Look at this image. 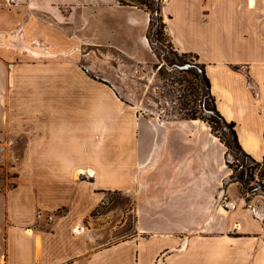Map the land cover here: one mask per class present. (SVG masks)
I'll return each mask as SVG.
<instances>
[{
    "label": "crops",
    "instance_id": "1",
    "mask_svg": "<svg viewBox=\"0 0 264 264\" xmlns=\"http://www.w3.org/2000/svg\"><path fill=\"white\" fill-rule=\"evenodd\" d=\"M236 3L163 0L161 13L174 50L197 58L216 111L234 124L240 148L261 162L264 45L237 30L243 18ZM6 11L0 4V30ZM9 12L28 45L49 47H24L36 60L9 63L7 78L1 68L0 165L14 171L15 185L0 191V264H264V198L237 195L218 137L199 119L143 116L115 95L88 93L85 66L72 62L86 57L81 34L91 32L93 50L111 46L132 72L149 68L155 56L144 8L118 0H25ZM107 26L117 43L105 42ZM59 56L69 61L56 62ZM97 100L113 101L117 112L102 105L91 111ZM115 191L133 200V223L121 239L116 231L124 223L92 217ZM224 198L238 208L222 211ZM38 209L53 213V221L36 220Z\"/></svg>",
    "mask_w": 264,
    "mask_h": 264
},
{
    "label": "rangeland",
    "instance_id": "2",
    "mask_svg": "<svg viewBox=\"0 0 264 264\" xmlns=\"http://www.w3.org/2000/svg\"><path fill=\"white\" fill-rule=\"evenodd\" d=\"M118 1L122 5H134L146 10L145 6L138 5V0ZM142 1L151 4L152 8H159V13H152L154 22L152 27L146 31L152 41L151 50L155 56V63L144 70L132 72L129 67V62L124 57L115 54L113 47L109 46L108 49L103 48L102 51L93 50L96 40L93 38L91 32H84L81 34V41L84 42L82 43V50H84L83 52L86 54V57L82 58L81 61H72L76 62L77 65L85 66V69L82 68V71L86 75V78L83 77L86 79L84 87H86L88 93H96L104 96L115 95L124 106H133L143 116L158 115L169 119H186L194 114L206 119L209 118L211 116V100L209 99L205 83L200 78L203 66L200 65L194 55L174 50L171 39L165 30L167 22L166 16L161 13L163 0ZM236 1V13L238 16L241 14L243 18L241 19V23L239 21L236 22L237 30L241 28L243 31L242 35L247 40H257L264 45V0H252L253 6L251 8L249 7L250 0ZM0 4L7 9V27L4 30H0V52H2L0 53V73H2V65H5L7 73L4 75V78H7L10 71L7 68L9 63H14L20 58H26L25 60L29 59L30 61L36 60V57L27 56L24 47H31L33 50H36L38 47L48 48L49 46L44 44V42H41V44L35 42L32 43V46L28 45V40L22 37L19 26H14V15L9 12L15 6H5L1 0ZM215 13L219 14L217 5L215 6ZM159 19L164 24L163 31L160 30ZM220 25L222 26L223 23L220 22ZM105 31L107 33V40L105 42L109 41V38L113 39L111 41L112 43H117L120 40L119 37L110 35L112 31L111 27L107 26ZM158 32H162L163 34ZM135 43L139 45L137 38L135 39ZM44 56H41L44 58L43 60L50 58L49 54ZM146 57L148 59L151 58L148 53H146ZM54 58H56V62L69 61L66 57L59 56ZM92 83L95 84L93 85ZM45 88V90L48 89L50 91L51 95L55 93L54 85L48 84ZM4 91V88L0 86L1 109L3 110L5 108ZM78 91L80 89L75 88L71 92L78 94ZM52 96L54 97V95ZM103 100L107 101L106 98H103ZM103 100V103L100 100L92 102L90 104L91 111H98L102 105V110L104 111L117 112L114 108L116 104L113 101L107 103ZM71 109L79 110V106L75 104ZM197 121H199L198 124L202 128L206 125L212 134L224 137L232 144L228 128L221 122L209 124L202 120H195V122ZM211 126L214 128L213 130ZM233 150V147L230 151L225 149V161L230 166L228 167L226 165V167L233 176H238L241 171L244 172V183L242 185L238 182H232L238 187L237 195L247 200L255 196L264 198V179L260 176V173L264 172V165H262L264 161L259 162V166H256L249 158ZM247 169L253 175L251 181L248 180L246 175ZM14 178V171L6 164H1L0 191L4 193L12 189L15 185ZM132 202L131 196L128 197L127 194L116 191L109 192L105 195L99 208L92 213V217L104 215V220L99 223L105 224L107 222L108 226L114 224L121 226L124 223L116 231L118 237L121 239L133 223L134 215L128 212L133 205ZM105 215H108V217ZM186 245L187 242H184L182 247ZM188 248L193 249L191 245ZM200 250L196 251V253L199 254Z\"/></svg>",
    "mask_w": 264,
    "mask_h": 264
},
{
    "label": "trees",
    "instance_id": "3",
    "mask_svg": "<svg viewBox=\"0 0 264 264\" xmlns=\"http://www.w3.org/2000/svg\"><path fill=\"white\" fill-rule=\"evenodd\" d=\"M120 2V1H119ZM138 5H142V6H145L146 8V11L149 13V25H148V30L152 27L153 25V18H152V13L153 12H156V13H159V8L158 7H155V8H152L151 7V4H149L148 2H145V1H142V0H138L137 1ZM120 4H122L120 2ZM159 26H160V30L163 31V27H164V24H162L161 20L159 19ZM158 33H162V32H158ZM163 34V33H162ZM146 39L149 43V46L150 48L152 49V41L150 39V37L148 36V34L146 33ZM200 78L201 80L205 83V86H206V89H207V93H208V96H209V99L211 100V108H210V111H211V116L209 118H204L202 116H196V115H191L189 116L188 118L186 119H199V120H202L206 123H216V122H221L224 126H226L228 128V131H229V135L231 137V140H232V144L226 140L224 137H221V136H216L218 137V139L220 140L221 143H223V145L226 147V149L228 151L232 150V147H233V151H235L236 153H241L242 155L246 156L247 158H249L251 160V162L256 165V166H259V162H256L255 160H253L249 155H247L239 146L238 144V141H237V136H236V133L233 129L234 127V124L231 122V123H227L219 114L218 112L216 111L215 109V106H214V102H213V98L212 96L210 95L209 93V87H210V84H209V80L207 79V77L205 76V72H204V69L202 68L201 69V73H200ZM212 130L214 129L212 126H211ZM225 164L229 166L228 163H226L225 161ZM262 165H264V162L262 163ZM252 169V168H250ZM246 175L248 177V180H252L253 179V175L252 173L250 172V170H246ZM243 176H244V172L241 171L240 174L238 176H233V174H230L229 175V180L231 182H238L239 184H243L244 183V180H243ZM260 176L264 179V172H261L260 173Z\"/></svg>",
    "mask_w": 264,
    "mask_h": 264
},
{
    "label": "built area",
    "instance_id": "4",
    "mask_svg": "<svg viewBox=\"0 0 264 264\" xmlns=\"http://www.w3.org/2000/svg\"><path fill=\"white\" fill-rule=\"evenodd\" d=\"M5 6H17L23 4L25 0H1ZM219 208L224 212H231L238 208L235 199L224 198L219 203ZM54 214L49 213L45 210H36L35 218L36 220L43 221L45 223H50L54 219Z\"/></svg>",
    "mask_w": 264,
    "mask_h": 264
},
{
    "label": "bare ground",
    "instance_id": "5",
    "mask_svg": "<svg viewBox=\"0 0 264 264\" xmlns=\"http://www.w3.org/2000/svg\"><path fill=\"white\" fill-rule=\"evenodd\" d=\"M252 6H253V1L250 0V1H249V7L251 8ZM89 173H91V172L89 171Z\"/></svg>",
    "mask_w": 264,
    "mask_h": 264
},
{
    "label": "water",
    "instance_id": "6",
    "mask_svg": "<svg viewBox=\"0 0 264 264\" xmlns=\"http://www.w3.org/2000/svg\"><path fill=\"white\" fill-rule=\"evenodd\" d=\"M258 198V196H255L254 199Z\"/></svg>",
    "mask_w": 264,
    "mask_h": 264
}]
</instances>
